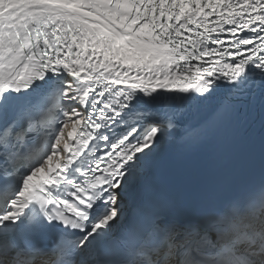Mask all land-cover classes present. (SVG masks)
Segmentation results:
<instances>
[{
	"label": "snow or ice",
	"instance_id": "snow-or-ice-1",
	"mask_svg": "<svg viewBox=\"0 0 264 264\" xmlns=\"http://www.w3.org/2000/svg\"><path fill=\"white\" fill-rule=\"evenodd\" d=\"M257 99L264 0H0V264H264V173L152 181Z\"/></svg>",
	"mask_w": 264,
	"mask_h": 264
}]
</instances>
